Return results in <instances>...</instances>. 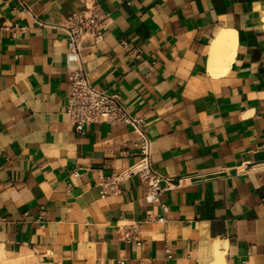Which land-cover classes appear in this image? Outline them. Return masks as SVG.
Listing matches in <instances>:
<instances>
[{
	"label": "crops",
	"instance_id": "obj_1",
	"mask_svg": "<svg viewBox=\"0 0 264 264\" xmlns=\"http://www.w3.org/2000/svg\"><path fill=\"white\" fill-rule=\"evenodd\" d=\"M92 1L112 21L81 63L143 120L176 184L158 200L139 174L100 194L138 159L130 125L81 134L64 113L78 61L61 24ZM22 2L33 14L0 0V264H211L216 242L223 264H264V0ZM221 28L234 55L212 74Z\"/></svg>",
	"mask_w": 264,
	"mask_h": 264
},
{
	"label": "built area",
	"instance_id": "obj_2",
	"mask_svg": "<svg viewBox=\"0 0 264 264\" xmlns=\"http://www.w3.org/2000/svg\"><path fill=\"white\" fill-rule=\"evenodd\" d=\"M20 2L26 12L33 14L22 0ZM111 21L110 13L92 1L86 3L83 10L69 14L61 24L67 35V49L78 61L75 69L67 70L68 90L64 113L74 129L81 134L92 122H122L130 125L137 133L138 159L125 170L102 178L99 182L100 194L104 196L118 192L120 180L139 174L146 184L149 197L158 200L163 191L171 189L176 184L172 178L160 174L151 166L150 139L146 130L141 127L143 120L129 111L118 93L94 87L89 82L88 72L81 63V51L86 47L96 46L103 39V34ZM211 171L204 173H213ZM195 175L199 174L196 172ZM38 214L42 219L44 209L40 208ZM125 237H130L129 232Z\"/></svg>",
	"mask_w": 264,
	"mask_h": 264
},
{
	"label": "bare ground",
	"instance_id": "obj_3",
	"mask_svg": "<svg viewBox=\"0 0 264 264\" xmlns=\"http://www.w3.org/2000/svg\"><path fill=\"white\" fill-rule=\"evenodd\" d=\"M262 14V20L264 23V12H262ZM235 33L236 32L231 28H221L216 32L214 38L211 40L208 68L212 74L216 72L217 67L226 68L228 62L232 60L231 58L234 55V47L236 43ZM217 72H219L218 69ZM219 244V242L215 243L213 251L214 261L211 264H223V251L220 250Z\"/></svg>",
	"mask_w": 264,
	"mask_h": 264
}]
</instances>
